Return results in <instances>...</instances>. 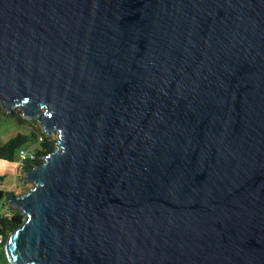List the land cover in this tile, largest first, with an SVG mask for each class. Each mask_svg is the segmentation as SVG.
<instances>
[{
	"label": "water",
	"instance_id": "95a60500",
	"mask_svg": "<svg viewBox=\"0 0 264 264\" xmlns=\"http://www.w3.org/2000/svg\"><path fill=\"white\" fill-rule=\"evenodd\" d=\"M0 106L57 136L9 264H264V0H0Z\"/></svg>",
	"mask_w": 264,
	"mask_h": 264
},
{
	"label": "trees",
	"instance_id": "16d2710c",
	"mask_svg": "<svg viewBox=\"0 0 264 264\" xmlns=\"http://www.w3.org/2000/svg\"><path fill=\"white\" fill-rule=\"evenodd\" d=\"M0 115H3L4 119L14 120L18 126L24 125L27 127L26 132L19 131L16 135L9 137L4 143L0 144V160H21L19 156L20 150L28 148L35 153V158L21 160L22 168L28 170L40 163L45 155L54 151L56 138L47 136L36 119L24 118L21 110L6 112L1 106ZM3 179L4 176H0V180ZM12 195L16 194L0 188V235L2 236L0 252H4V245L9 235L19 228L25 219L24 214L9 203ZM0 264H9L6 256L5 263L0 262Z\"/></svg>",
	"mask_w": 264,
	"mask_h": 264
},
{
	"label": "rangeland",
	"instance_id": "374dc122",
	"mask_svg": "<svg viewBox=\"0 0 264 264\" xmlns=\"http://www.w3.org/2000/svg\"><path fill=\"white\" fill-rule=\"evenodd\" d=\"M13 110L17 111L20 110V108L15 107ZM0 116L2 117L0 119V144L4 143L9 137L16 135L19 131L26 132L27 129L26 126L24 125L18 126L14 120L4 119L3 115ZM32 119L35 118H31L30 120ZM39 125L41 126V124ZM45 133L47 136H51L54 138L57 137L56 134L52 132H45ZM28 151L32 152L29 149ZM0 176H4V179L0 180V188L5 191H12L16 195L24 194L33 187V185L30 182H27L24 178V169L22 168L21 160L16 159L15 161H7L1 159ZM0 262L5 263L4 252H0Z\"/></svg>",
	"mask_w": 264,
	"mask_h": 264
},
{
	"label": "built area",
	"instance_id": "2783aa9c",
	"mask_svg": "<svg viewBox=\"0 0 264 264\" xmlns=\"http://www.w3.org/2000/svg\"><path fill=\"white\" fill-rule=\"evenodd\" d=\"M19 156L21 160H25L27 158H35V153L34 152H29L26 149H21L19 152ZM2 240V236L0 235V242Z\"/></svg>",
	"mask_w": 264,
	"mask_h": 264
}]
</instances>
